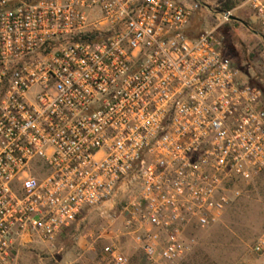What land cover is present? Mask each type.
Wrapping results in <instances>:
<instances>
[{
  "label": "built area",
  "instance_id": "2783aa9c",
  "mask_svg": "<svg viewBox=\"0 0 264 264\" xmlns=\"http://www.w3.org/2000/svg\"><path fill=\"white\" fill-rule=\"evenodd\" d=\"M247 4L264 35V0ZM199 8L0 0V264L121 195L144 264H170L261 174L264 89L216 29L190 34ZM252 249L264 264V229Z\"/></svg>",
  "mask_w": 264,
  "mask_h": 264
},
{
  "label": "rangeland",
  "instance_id": "374dc122",
  "mask_svg": "<svg viewBox=\"0 0 264 264\" xmlns=\"http://www.w3.org/2000/svg\"><path fill=\"white\" fill-rule=\"evenodd\" d=\"M193 2L196 0H188ZM190 34L216 29L225 38V51L244 78L264 89V35L252 21L247 0H198ZM227 5L231 7L228 8ZM233 17L223 21V13ZM240 195L221 218L192 230V250L170 264H260L253 245L264 229V170L251 182L239 185ZM123 195L88 208L54 240L34 239L22 245L15 264H111L106 248L116 243L130 264H144V255L131 235L124 234Z\"/></svg>",
  "mask_w": 264,
  "mask_h": 264
},
{
  "label": "trees",
  "instance_id": "16d2710c",
  "mask_svg": "<svg viewBox=\"0 0 264 264\" xmlns=\"http://www.w3.org/2000/svg\"><path fill=\"white\" fill-rule=\"evenodd\" d=\"M228 8H230L231 6L230 5H227Z\"/></svg>",
  "mask_w": 264,
  "mask_h": 264
}]
</instances>
